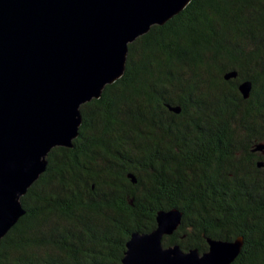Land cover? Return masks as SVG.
<instances>
[{"label": "trees", "instance_id": "1", "mask_svg": "<svg viewBox=\"0 0 264 264\" xmlns=\"http://www.w3.org/2000/svg\"><path fill=\"white\" fill-rule=\"evenodd\" d=\"M80 110L72 147L51 148L21 196L0 264H122L131 233L170 208L182 216L164 246L242 236L229 264H264V0H191L130 42L122 76Z\"/></svg>", "mask_w": 264, "mask_h": 264}, {"label": "water", "instance_id": "2", "mask_svg": "<svg viewBox=\"0 0 264 264\" xmlns=\"http://www.w3.org/2000/svg\"><path fill=\"white\" fill-rule=\"evenodd\" d=\"M190 1L0 0V241L25 213L21 196L51 148L72 147L81 105L122 76L128 44ZM238 89L248 97L251 82ZM181 216L177 208L158 210L154 229L131 233L122 264H229L239 254L242 236L206 237L201 252L164 246Z\"/></svg>", "mask_w": 264, "mask_h": 264}]
</instances>
